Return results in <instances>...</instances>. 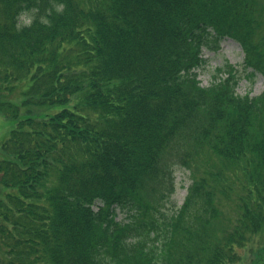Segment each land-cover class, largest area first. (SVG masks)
I'll list each match as a JSON object with an SVG mask.
<instances>
[{
	"label": "trees",
	"instance_id": "1",
	"mask_svg": "<svg viewBox=\"0 0 264 264\" xmlns=\"http://www.w3.org/2000/svg\"><path fill=\"white\" fill-rule=\"evenodd\" d=\"M226 38L264 78V0H0V112L19 119L0 264L241 261L264 227V92L239 95L232 66L202 87Z\"/></svg>",
	"mask_w": 264,
	"mask_h": 264
},
{
	"label": "rangeland",
	"instance_id": "2",
	"mask_svg": "<svg viewBox=\"0 0 264 264\" xmlns=\"http://www.w3.org/2000/svg\"><path fill=\"white\" fill-rule=\"evenodd\" d=\"M204 64L199 70V81L202 87H209L215 80V76L219 69H223L226 66H232L235 72L239 73L240 82L237 88L239 95L249 94L251 97L258 96L264 92V78L261 74L255 77H250L249 72L251 70H245V53L240 44L230 38L222 40L218 44V48L205 49L203 52ZM222 77L227 78L229 73L223 72ZM27 87V84H23L18 90H15L12 97L15 100L14 105H20L22 102V91ZM28 88V87H27ZM26 88V90H27ZM2 96L0 95V100ZM27 107L22 111V116H25ZM62 109L61 106L46 109L40 113L41 117H45L48 113H55ZM35 111V110H34ZM19 119H13L5 116L0 112V159L7 157L2 151V144L8 139L10 132L18 124ZM191 171L186 167L175 168V185L176 191L171 197V202L167 204V210H172L174 207L180 208L188 194V190L192 185ZM6 188L0 186V192H5ZM11 191V189H8ZM224 198L221 197L219 204L220 209H227L224 206ZM164 209V208H163ZM224 211V210H223ZM234 215V214H233ZM123 218L119 216L118 219ZM223 219V216H222ZM4 248L0 247V257H3ZM241 261L237 264H264V227L260 234L255 236L251 242L243 249H240Z\"/></svg>",
	"mask_w": 264,
	"mask_h": 264
}]
</instances>
